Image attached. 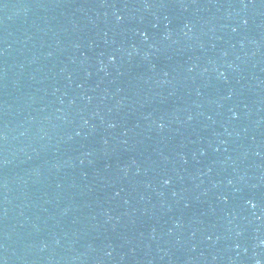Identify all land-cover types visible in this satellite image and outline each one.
Instances as JSON below:
<instances>
[{"label":"water","instance_id":"1","mask_svg":"<svg viewBox=\"0 0 264 264\" xmlns=\"http://www.w3.org/2000/svg\"><path fill=\"white\" fill-rule=\"evenodd\" d=\"M2 264H264V0H0Z\"/></svg>","mask_w":264,"mask_h":264},{"label":"snow or ice","instance_id":"2","mask_svg":"<svg viewBox=\"0 0 264 264\" xmlns=\"http://www.w3.org/2000/svg\"><path fill=\"white\" fill-rule=\"evenodd\" d=\"M0 264H2V262H0Z\"/></svg>","mask_w":264,"mask_h":264}]
</instances>
